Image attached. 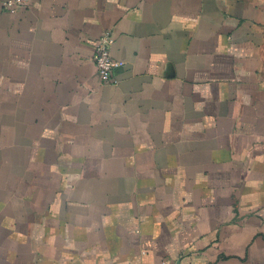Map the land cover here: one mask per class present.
<instances>
[{"label": "crops", "instance_id": "1", "mask_svg": "<svg viewBox=\"0 0 264 264\" xmlns=\"http://www.w3.org/2000/svg\"><path fill=\"white\" fill-rule=\"evenodd\" d=\"M4 1L0 264H264V0Z\"/></svg>", "mask_w": 264, "mask_h": 264}, {"label": "built area", "instance_id": "2", "mask_svg": "<svg viewBox=\"0 0 264 264\" xmlns=\"http://www.w3.org/2000/svg\"><path fill=\"white\" fill-rule=\"evenodd\" d=\"M31 0H6L2 6L9 12H16L29 6ZM113 38L110 32H103L97 42L96 50L93 55V62L95 64L98 75L101 80L109 83H116L114 72L121 66V62L115 60L111 55V44ZM161 264H166L162 262ZM173 264H180L175 262Z\"/></svg>", "mask_w": 264, "mask_h": 264}]
</instances>
